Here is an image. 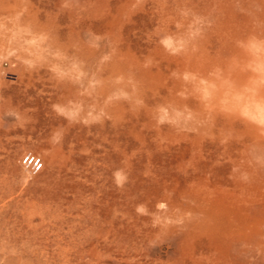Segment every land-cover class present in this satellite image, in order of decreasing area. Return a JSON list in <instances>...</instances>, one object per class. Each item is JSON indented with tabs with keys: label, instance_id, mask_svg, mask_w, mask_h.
Wrapping results in <instances>:
<instances>
[{
	"label": "rangeland",
	"instance_id": "1",
	"mask_svg": "<svg viewBox=\"0 0 264 264\" xmlns=\"http://www.w3.org/2000/svg\"><path fill=\"white\" fill-rule=\"evenodd\" d=\"M4 1L0 264H264V135L207 91L264 0Z\"/></svg>",
	"mask_w": 264,
	"mask_h": 264
},
{
	"label": "bare ground",
	"instance_id": "2",
	"mask_svg": "<svg viewBox=\"0 0 264 264\" xmlns=\"http://www.w3.org/2000/svg\"><path fill=\"white\" fill-rule=\"evenodd\" d=\"M3 3H0V15L12 16L11 9L5 4L4 0ZM13 13L15 14L17 11ZM226 35V40H230L231 42L233 39L235 43L234 46L231 44L223 46L224 53L220 58L216 59V64L212 63L214 71L213 77L210 79H212L211 83L213 87L207 91L212 94L218 93L220 101H212L211 105L217 111L225 114L227 116L225 119H228L229 116L231 117L233 113L236 119L247 122L246 126L254 124L255 128L264 135V56L259 54V49L256 46H245L243 44L244 40H241L242 38L238 34L227 32ZM48 47L51 48L50 46ZM193 48L195 49L196 46H193ZM57 51L61 52V49L57 48ZM239 59H242L241 64L238 63ZM48 60L52 61L49 58ZM52 62L56 71L65 77L64 86L70 88L72 73L65 70V65L61 64L60 61L56 60ZM112 63L111 73H114L117 65L115 62ZM204 68L205 66L202 69L203 75ZM200 70L201 68L199 67L196 71L199 76ZM206 77L204 75L203 82L192 80L180 81V86L181 88L185 87L188 92H191L189 88L192 91L200 90L203 92L205 90V82L210 81ZM154 203H160V199L155 198ZM212 215L215 216L214 214ZM207 221L210 223V220ZM207 221L202 224L207 225Z\"/></svg>",
	"mask_w": 264,
	"mask_h": 264
},
{
	"label": "built area",
	"instance_id": "3",
	"mask_svg": "<svg viewBox=\"0 0 264 264\" xmlns=\"http://www.w3.org/2000/svg\"><path fill=\"white\" fill-rule=\"evenodd\" d=\"M22 163L27 165L28 169L32 173H36L41 169L40 159L32 155H24L22 157Z\"/></svg>",
	"mask_w": 264,
	"mask_h": 264
}]
</instances>
